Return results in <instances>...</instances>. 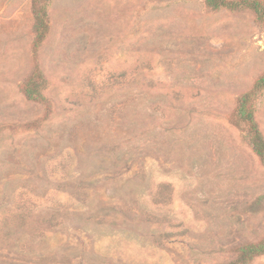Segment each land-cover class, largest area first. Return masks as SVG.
Returning <instances> with one entry per match:
<instances>
[{
	"label": "rangeland",
	"instance_id": "1",
	"mask_svg": "<svg viewBox=\"0 0 264 264\" xmlns=\"http://www.w3.org/2000/svg\"><path fill=\"white\" fill-rule=\"evenodd\" d=\"M41 4L38 39L32 0H0V264H231L262 239L264 161L234 121L264 73L253 10ZM253 108L264 138V89Z\"/></svg>",
	"mask_w": 264,
	"mask_h": 264
},
{
	"label": "trees",
	"instance_id": "2",
	"mask_svg": "<svg viewBox=\"0 0 264 264\" xmlns=\"http://www.w3.org/2000/svg\"><path fill=\"white\" fill-rule=\"evenodd\" d=\"M43 0H32L35 17V32L38 39L45 34L48 24L44 13ZM208 7L219 9L220 7H237L244 5L253 10L256 19L264 23V0H206ZM40 75L34 73L22 86V92L27 98L33 100L43 99L38 80ZM264 89V73L256 80L254 86L242 93L234 111L236 125L242 127L252 144L255 153L264 161V138L257 124L253 108V98L260 90ZM235 258L231 264H247L253 257L264 254V237L258 241L246 242L235 247Z\"/></svg>",
	"mask_w": 264,
	"mask_h": 264
}]
</instances>
